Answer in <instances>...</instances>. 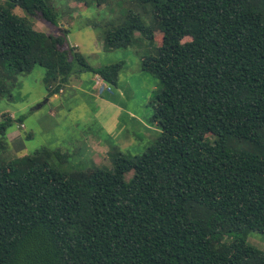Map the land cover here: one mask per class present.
<instances>
[{"label": "trees", "instance_id": "trees-1", "mask_svg": "<svg viewBox=\"0 0 264 264\" xmlns=\"http://www.w3.org/2000/svg\"><path fill=\"white\" fill-rule=\"evenodd\" d=\"M134 1L152 22L130 11L103 45L154 46L158 31L140 65L160 85L157 139L140 155L119 153L110 170L68 172L58 150L5 159L23 118L3 114L0 264H264L247 242L264 235V0ZM28 16L59 21L45 0L0 6V100L36 67L49 96L82 73L117 86L122 62L93 68Z\"/></svg>", "mask_w": 264, "mask_h": 264}, {"label": "rangeland", "instance_id": "rangeland-1", "mask_svg": "<svg viewBox=\"0 0 264 264\" xmlns=\"http://www.w3.org/2000/svg\"><path fill=\"white\" fill-rule=\"evenodd\" d=\"M5 0H0V6ZM59 16L56 25L39 16H28L36 31L47 35H64L93 68L122 62L116 87L107 85L92 73L71 77L62 90L49 96L43 83V69L17 78L10 96L0 100L3 114L14 123L6 136L5 159L30 155L41 149L58 150L69 155L61 166L65 171H84L92 175L98 170H110L113 159L122 153L126 157L142 154L157 139L159 129L150 123L152 98L159 92V82L141 70V57L151 54L160 44L158 31L155 45L140 42L139 47L109 50L103 45V32L108 25H120L128 12L138 13L146 23L151 14L134 0H45ZM14 14L25 16L18 7ZM154 26L158 14L153 11ZM138 37L139 35L136 34ZM131 174H127L129 178ZM249 245L264 251V235L249 232Z\"/></svg>", "mask_w": 264, "mask_h": 264}]
</instances>
